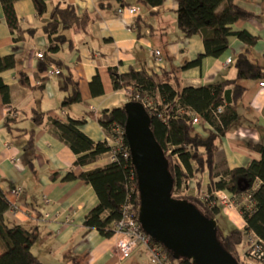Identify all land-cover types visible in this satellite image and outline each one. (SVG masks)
Listing matches in <instances>:
<instances>
[{
	"label": "crops",
	"instance_id": "1",
	"mask_svg": "<svg viewBox=\"0 0 264 264\" xmlns=\"http://www.w3.org/2000/svg\"><path fill=\"white\" fill-rule=\"evenodd\" d=\"M45 1L47 11L42 16H38L32 0L15 3L23 29L37 28L33 37L20 41L10 32L0 5V54L15 55L17 61L14 69L0 75L11 96V105L5 106L0 93V187L12 205L6 222L37 232L31 250L42 264H153L150 253L144 248L123 261L114 237L105 238L95 230L86 233L84 221L98 205V197L93 187L84 181H63V178L71 169L77 177L104 169L114 161V154L102 155L85 167H73L77 156L60 139L52 123L56 118L63 122L85 119L82 132L95 143L107 141L108 135L97 116L129 102V89L115 90L109 70L117 68L121 74H126L134 69L161 75L180 69L204 54L203 36L186 38L179 29L178 0H164L159 7L143 6L136 0ZM234 2L254 16L233 24V31L250 33L257 38L256 44L248 47L237 37H230L229 49L220 58L205 57L200 65L181 71L180 79L185 87L200 88L235 80L237 58L247 49L249 58L264 66V0ZM58 4L74 6L79 21L61 30L67 42L58 53L49 54V40L42 26L49 21ZM126 6H137L139 14L119 15L118 10ZM156 50L161 52L159 62L151 55V51ZM37 53L49 54L70 68L79 84L81 103L62 107L67 95L62 89L63 79L60 75H49L50 68L44 71L43 59H38ZM229 59L232 62L227 65ZM21 72L28 75L30 86L27 88L19 83ZM96 75L104 91L99 96H93L90 87ZM261 82L264 78L241 82L245 92L239 104V119L220 141L216 182L223 173L248 167L260 158L251 146L264 145V88ZM35 110L46 113L41 126L32 119ZM8 118L16 120L11 132L5 127ZM30 131L35 132L32 150L27 149ZM196 132L206 137L210 129L202 124ZM54 173L60 175L59 179L51 178ZM209 183L205 175L203 192ZM17 188L23 189L19 196L14 194ZM196 194V182L191 180L189 195ZM222 218L240 230L246 225L238 207L222 208ZM3 252L0 241V254Z\"/></svg>",
	"mask_w": 264,
	"mask_h": 264
},
{
	"label": "trees",
	"instance_id": "2",
	"mask_svg": "<svg viewBox=\"0 0 264 264\" xmlns=\"http://www.w3.org/2000/svg\"><path fill=\"white\" fill-rule=\"evenodd\" d=\"M21 0H0L5 20L10 32L16 36V41L33 37L37 28L23 29L15 12V3ZM38 16L47 11L45 0H32ZM122 1V0H121ZM137 4L147 7H159L164 0H136ZM223 7L221 10L220 8ZM253 14L240 8L234 0H178L177 22L179 29L186 38L202 35L204 39V54L197 60L186 63L182 68L161 75L149 74L145 71L130 70L121 74L117 68H111L109 74L115 90L129 89L132 96L129 101L144 104L151 117V130L163 148L170 162V172L174 178L173 197L189 200L206 216L219 221L222 218V207L218 204L216 193L226 191L235 201L241 216L245 220L244 231L234 228L226 234L220 227L219 241L222 246L241 263V247L244 234L254 233L264 243V145H252L251 148L260 154L258 160L245 168H236L223 173L220 181L216 182V156L220 141L225 137L230 127L239 119V104L244 95L245 87L241 84L245 80H262L264 66L253 62L247 52L238 56L236 61L237 78L205 85L200 88L185 87L180 79L184 69L200 65L205 57L220 58L229 49V38L237 37L248 47L254 46L257 38L246 31H233L232 25L240 20H249ZM79 21L77 10L72 5H56L49 21L42 26L47 35L49 46L47 52L56 54L67 42L61 30L75 26ZM46 54L42 65L44 71L55 66L64 69L60 74L63 79V90L67 92L62 107H69L82 102L79 84L73 72L61 60L51 58ZM15 55L2 56L0 54V75L14 69ZM19 83L22 87H29L26 72H21ZM93 96L103 94V86L99 75L90 83ZM232 90V103L225 100V92ZM0 93L5 106L11 105L9 87L0 78ZM151 102V106L147 105ZM146 104V105H145ZM222 109V112L218 110ZM198 114L203 124L213 129L206 137L197 133L192 127V115ZM46 113L35 110L32 119L38 126L43 125ZM127 115L125 104L113 107L97 116V121L108 137L116 138L115 130L124 129ZM14 118H8L5 127L10 132ZM60 139L65 142L77 160L73 167H85L97 161L105 154L114 153L115 160L104 169L83 173L77 177L71 169L63 181L80 179L91 185L98 197V205L86 216L84 227L86 233L98 231L105 238H112L115 224L120 220L125 204L134 206L136 215L139 211V192L136 172L131 158H125L109 145L108 141L95 143L86 136L81 127L85 119H69L67 122L53 119ZM35 132H29L28 150L34 148ZM125 147H128L126 138ZM208 175L210 183L204 191V177ZM54 173L51 178L59 179ZM191 180L196 182L195 196L189 195ZM205 196L209 198L203 199ZM245 199L246 201H244ZM4 191L0 187V241L4 252L0 254V264H42L33 254L31 248L37 240V232L29 231L24 226L6 222V215L11 210ZM167 255V264H192L187 259H176L166 248L157 244Z\"/></svg>",
	"mask_w": 264,
	"mask_h": 264
},
{
	"label": "water",
	"instance_id": "3",
	"mask_svg": "<svg viewBox=\"0 0 264 264\" xmlns=\"http://www.w3.org/2000/svg\"><path fill=\"white\" fill-rule=\"evenodd\" d=\"M231 94V90L225 92L228 104L232 103ZM125 110L124 131L136 172L142 230L176 259L192 264H241L220 243L216 219L204 215L189 200L173 197L170 162L151 130L145 106L129 101Z\"/></svg>",
	"mask_w": 264,
	"mask_h": 264
},
{
	"label": "built area",
	"instance_id": "4",
	"mask_svg": "<svg viewBox=\"0 0 264 264\" xmlns=\"http://www.w3.org/2000/svg\"><path fill=\"white\" fill-rule=\"evenodd\" d=\"M139 8L137 6H126L121 7L118 10L119 15H124L128 13L130 15H138ZM151 55L155 57V59L159 62L161 61V52L151 51ZM36 57L38 59H44V53H37ZM231 60L229 59L226 64H231ZM49 75H60L61 70L55 66L51 67L48 72ZM261 88H264V82L260 83ZM144 105V104H143ZM146 105V104H145ZM148 106H151V102H147ZM222 112V109L218 110ZM192 115V127L197 131L198 128L202 127V119L198 114ZM208 125V124H206ZM209 126L210 131L213 129ZM116 138L113 139L108 137V143L110 146L115 148L118 152H122L125 158L130 157V151L128 147H125V131L124 129L117 128L115 130ZM114 154V153H113ZM115 160V154H114ZM23 192L22 188H17L14 191L16 196L21 195ZM209 198V196H205L203 199ZM216 198L218 204L224 208L229 209L233 207H237L235 201L226 191H219L216 193ZM46 203L49 202L48 199L45 200ZM244 231V229L242 230ZM113 237L116 240V246L121 255V259L123 261L130 258L137 250L140 248H144L148 250L151 255V262L153 264H167V255L166 253L153 242L151 237H149L141 228L138 223V216L135 213L134 206L131 203H127L124 205L122 209V215L120 220L115 224L114 235ZM241 259L244 264H264V243L262 240L257 237L254 233L244 234L243 244L241 247Z\"/></svg>",
	"mask_w": 264,
	"mask_h": 264
},
{
	"label": "rangeland",
	"instance_id": "5",
	"mask_svg": "<svg viewBox=\"0 0 264 264\" xmlns=\"http://www.w3.org/2000/svg\"><path fill=\"white\" fill-rule=\"evenodd\" d=\"M129 97H131L132 96V91L131 90H129ZM219 227L226 233V234H228V233H230L233 229H234V227L231 225V224H229L227 221H225V220H220L219 221ZM219 233H221L220 231H219Z\"/></svg>",
	"mask_w": 264,
	"mask_h": 264
}]
</instances>
